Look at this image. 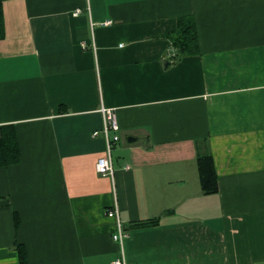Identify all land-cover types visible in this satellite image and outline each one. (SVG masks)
I'll return each instance as SVG.
<instances>
[{
  "label": "crops",
  "instance_id": "crops-1",
  "mask_svg": "<svg viewBox=\"0 0 264 264\" xmlns=\"http://www.w3.org/2000/svg\"><path fill=\"white\" fill-rule=\"evenodd\" d=\"M0 1V134L20 147L0 166V264L20 246L27 264H111L115 201L130 264H264V0ZM183 15L200 53L173 61ZM102 105L114 177L96 169Z\"/></svg>",
  "mask_w": 264,
  "mask_h": 264
},
{
  "label": "trees",
  "instance_id": "trees-1",
  "mask_svg": "<svg viewBox=\"0 0 264 264\" xmlns=\"http://www.w3.org/2000/svg\"><path fill=\"white\" fill-rule=\"evenodd\" d=\"M5 34L3 5L0 1V38ZM166 36L171 41L173 61L184 56L200 53L199 35L196 20L193 15L178 17L177 27ZM20 160V147L16 129L13 125L2 127L0 134V166H8ZM198 168L202 189L206 193H215L219 189L218 175L211 154H199ZM21 264H27L26 250L19 247Z\"/></svg>",
  "mask_w": 264,
  "mask_h": 264
},
{
  "label": "built area",
  "instance_id": "built-area-1",
  "mask_svg": "<svg viewBox=\"0 0 264 264\" xmlns=\"http://www.w3.org/2000/svg\"><path fill=\"white\" fill-rule=\"evenodd\" d=\"M80 12L81 10L77 9L75 14ZM100 112L103 116V127L101 130L94 131L93 135L98 136L100 133H103L107 149L105 155L98 159L96 163V169L103 175H110L111 177H114L115 168L113 165L112 151L115 145L121 140L119 133L120 125L116 110L114 108L102 105ZM106 213L116 219V230L113 233V240L118 244L120 249V255L116 257L111 264H130L125 251V240L128 236V232L124 228L116 201L113 206L106 210Z\"/></svg>",
  "mask_w": 264,
  "mask_h": 264
},
{
  "label": "water",
  "instance_id": "water-1",
  "mask_svg": "<svg viewBox=\"0 0 264 264\" xmlns=\"http://www.w3.org/2000/svg\"><path fill=\"white\" fill-rule=\"evenodd\" d=\"M134 140H135V139H134L133 137H129V138H128V141H129V142H132V141H134Z\"/></svg>",
  "mask_w": 264,
  "mask_h": 264
}]
</instances>
